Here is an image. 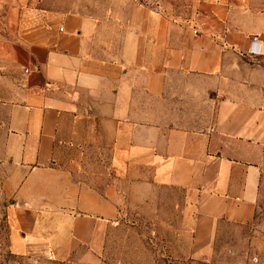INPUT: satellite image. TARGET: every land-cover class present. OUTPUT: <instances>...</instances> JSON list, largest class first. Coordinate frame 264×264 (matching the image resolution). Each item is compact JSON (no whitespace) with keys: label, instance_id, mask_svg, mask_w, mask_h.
Instances as JSON below:
<instances>
[{"label":"crops","instance_id":"0c3cea01","mask_svg":"<svg viewBox=\"0 0 264 264\" xmlns=\"http://www.w3.org/2000/svg\"><path fill=\"white\" fill-rule=\"evenodd\" d=\"M0 13L14 253L97 256L106 221L133 200L177 218L192 254L254 219L264 0H0Z\"/></svg>","mask_w":264,"mask_h":264},{"label":"rangeland","instance_id":"374dc122","mask_svg":"<svg viewBox=\"0 0 264 264\" xmlns=\"http://www.w3.org/2000/svg\"><path fill=\"white\" fill-rule=\"evenodd\" d=\"M8 171L0 167V264H264V178L254 219L244 225H222L211 255L192 254L185 237L173 230L177 218L161 217L156 202L133 200L120 209L118 217L106 221L97 256L94 252L84 257L82 251L58 259L50 254L20 255L11 250L7 210L12 197L5 184ZM107 171L104 156L100 168L104 182Z\"/></svg>","mask_w":264,"mask_h":264},{"label":"built area","instance_id":"2783aa9c","mask_svg":"<svg viewBox=\"0 0 264 264\" xmlns=\"http://www.w3.org/2000/svg\"><path fill=\"white\" fill-rule=\"evenodd\" d=\"M194 33H197V30L194 29ZM258 35H253L251 36V48L250 51L253 53H259L260 52V47L256 46L258 44ZM28 70V69H26Z\"/></svg>","mask_w":264,"mask_h":264}]
</instances>
